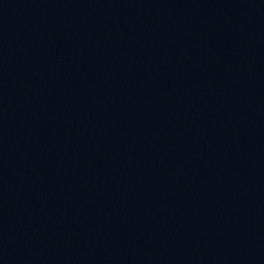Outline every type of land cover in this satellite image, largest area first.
Instances as JSON below:
<instances>
[{
  "label": "water",
  "instance_id": "95a60500",
  "mask_svg": "<svg viewBox=\"0 0 264 264\" xmlns=\"http://www.w3.org/2000/svg\"><path fill=\"white\" fill-rule=\"evenodd\" d=\"M0 264H264V0H0Z\"/></svg>",
  "mask_w": 264,
  "mask_h": 264
}]
</instances>
